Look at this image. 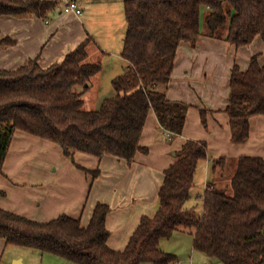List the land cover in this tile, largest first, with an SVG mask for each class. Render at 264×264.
I'll return each mask as SVG.
<instances>
[{
  "label": "trees",
  "instance_id": "16d2710c",
  "mask_svg": "<svg viewBox=\"0 0 264 264\" xmlns=\"http://www.w3.org/2000/svg\"><path fill=\"white\" fill-rule=\"evenodd\" d=\"M58 5L53 0H0V16L46 18ZM203 11L213 38L220 36L235 47L251 44L256 36L264 41V0H124L121 57L128 66L112 79L114 95L98 109H83V95L102 68L100 61H87L90 38L48 68L32 59L15 70L0 69V175L16 131L58 145L74 164L77 152L127 163L138 152L146 154L140 137L150 111L170 133L167 140L180 136L189 105L169 100L166 87L180 43L195 45L201 35ZM225 25L227 31L220 35ZM14 43L0 37V46ZM229 88L224 111L231 142L242 144L249 137L250 119L264 116V65L257 55L244 71L232 67ZM200 113L206 126V112ZM175 157L164 172L155 214L141 217L121 251L107 244L110 207L104 203L96 204L86 226L65 214L38 222L0 208V238L74 264H178L159 244L181 229L192 231L195 250L223 264H264V160L239 157L227 185H207L199 214L186 203L198 163L207 159V144L187 140ZM225 162L214 160L215 166ZM82 170L94 179L99 175L98 170Z\"/></svg>",
  "mask_w": 264,
  "mask_h": 264
},
{
  "label": "crops",
  "instance_id": "0c3cea01",
  "mask_svg": "<svg viewBox=\"0 0 264 264\" xmlns=\"http://www.w3.org/2000/svg\"><path fill=\"white\" fill-rule=\"evenodd\" d=\"M53 1L62 4L58 12H51L52 21L34 15L0 16V37L15 41L11 46H0L1 70H15L32 59H37L40 67L48 68L62 62L88 38L93 42V31L81 18L83 0ZM69 1L77 3L82 10L80 15L64 12ZM255 55L259 64L264 65V41L259 36L247 46L235 47L220 36L213 38L208 31L201 30L195 45L181 42L166 96L189 105L183 132L167 141L168 133L158 126L155 114L150 111L140 137V145L147 147L148 152L136 153L130 163L109 155L96 158L77 152L74 164L58 145L16 131L0 175V208L38 222L65 214L86 226L96 204H107L110 207L106 218L107 244L112 250H123L141 217L155 214L164 172L176 161L175 152L185 141L207 144V159L198 163L194 187L186 203L188 209L193 208L192 199L201 200L207 185L223 184L222 174L229 160L235 164L242 156L264 160V116L252 117L247 141L233 144L229 117L224 111L232 67L236 64L246 70ZM124 66L123 71L128 66L125 60ZM201 110L206 112V126ZM219 158L226 159L223 166H215L214 160ZM77 166L98 170L99 175L94 179ZM7 249L8 244L0 238V264H74L36 250H32L33 257L27 261L20 254L10 257Z\"/></svg>",
  "mask_w": 264,
  "mask_h": 264
},
{
  "label": "rangeland",
  "instance_id": "374dc122",
  "mask_svg": "<svg viewBox=\"0 0 264 264\" xmlns=\"http://www.w3.org/2000/svg\"><path fill=\"white\" fill-rule=\"evenodd\" d=\"M61 4L62 2L59 3L58 8L54 12H58ZM203 12L201 30L207 32L208 29L204 23L206 11ZM53 13L46 17L47 21L53 20ZM81 18L86 22L88 29H92L93 31L91 36L93 37V42L90 43L88 48L90 55L87 61L90 63L100 61L102 67L101 71L92 79L90 87L83 96V109L90 111L98 109L104 98L114 95L112 79L120 75L123 67H125L124 60L121 59L123 39L126 32L124 0H83V15ZM226 31L227 25L223 26L218 33L222 35ZM223 171L222 176L224 181L222 183L227 185L235 171V161L229 160ZM196 188H199L198 182L196 183ZM227 192L231 193L230 190ZM190 203H192L197 213L200 214L202 212L203 207L200 199H192ZM192 234L190 230L180 229V231L175 232L170 238L162 239L159 247L161 250L175 255L179 259L180 264H223L218 259L208 257L195 250L192 244ZM32 250L34 249L14 245H8L7 249L10 257L11 255L18 257V254H20L21 256H25L27 261L33 257V254H31Z\"/></svg>",
  "mask_w": 264,
  "mask_h": 264
},
{
  "label": "built area",
  "instance_id": "2783aa9c",
  "mask_svg": "<svg viewBox=\"0 0 264 264\" xmlns=\"http://www.w3.org/2000/svg\"><path fill=\"white\" fill-rule=\"evenodd\" d=\"M64 12H72V13H75L77 15H80L82 13V10L78 7L76 2L69 1L64 6ZM168 136L170 137V133H168Z\"/></svg>",
  "mask_w": 264,
  "mask_h": 264
}]
</instances>
